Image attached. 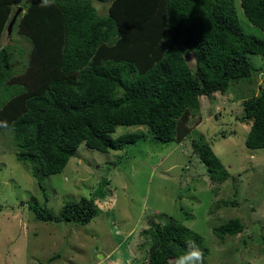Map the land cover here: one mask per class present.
Masks as SVG:
<instances>
[{
    "label": "trees",
    "instance_id": "16d2710c",
    "mask_svg": "<svg viewBox=\"0 0 264 264\" xmlns=\"http://www.w3.org/2000/svg\"><path fill=\"white\" fill-rule=\"evenodd\" d=\"M94 1L108 4L105 14ZM239 2L264 32V0ZM18 8L11 30L29 43L26 51L2 41ZM13 53L28 54L18 72ZM249 54L264 55V38L244 33L235 0H0V132L9 130L17 159L35 160L44 175L60 173L81 145L108 153L146 138L136 131L113 137L117 126L144 125L155 142L181 143L200 122L199 97L212 100L251 78ZM242 108L239 121L251 122L245 146L264 149V95ZM190 144L211 181L230 176L211 143ZM28 205L47 223L84 226L100 212L90 197L57 214ZM242 230L239 218L212 227L219 240ZM149 234L145 264H172L189 239L204 258L209 253L201 234L172 218Z\"/></svg>",
    "mask_w": 264,
    "mask_h": 264
},
{
    "label": "rangeland",
    "instance_id": "374dc122",
    "mask_svg": "<svg viewBox=\"0 0 264 264\" xmlns=\"http://www.w3.org/2000/svg\"><path fill=\"white\" fill-rule=\"evenodd\" d=\"M93 4L105 14L107 3ZM235 6L244 33L264 38L239 0ZM2 41L16 51L29 48L16 31ZM27 59L13 53L10 67L18 72ZM185 60L195 70L192 55ZM249 61L255 67L249 80L231 83L212 100L199 97L200 122L181 143L155 142L144 125L117 126L113 137L136 131L146 138L108 153L81 145L60 173L44 175L35 160L17 159L10 131H1L0 264H145L150 230L171 218L203 236L204 264H264V149L245 146L251 122L239 121L244 101L264 95V55L249 54ZM199 137L229 171L224 181H211L192 151ZM80 197L100 210L84 226L38 221L28 205L57 214ZM232 218L240 219L242 232L219 240L212 227Z\"/></svg>",
    "mask_w": 264,
    "mask_h": 264
},
{
    "label": "clouds",
    "instance_id": "9594fccd",
    "mask_svg": "<svg viewBox=\"0 0 264 264\" xmlns=\"http://www.w3.org/2000/svg\"><path fill=\"white\" fill-rule=\"evenodd\" d=\"M43 3L45 6H52L55 0H43ZM185 243L186 250L175 257L172 264H204V252L195 241L189 239Z\"/></svg>",
    "mask_w": 264,
    "mask_h": 264
},
{
    "label": "water",
    "instance_id": "95a60500",
    "mask_svg": "<svg viewBox=\"0 0 264 264\" xmlns=\"http://www.w3.org/2000/svg\"><path fill=\"white\" fill-rule=\"evenodd\" d=\"M20 11H21V8H18L15 11L14 15L12 16L11 20L9 21V23L7 25V33L8 34L11 32L12 26H13L15 19H16L17 15L19 14Z\"/></svg>",
    "mask_w": 264,
    "mask_h": 264
},
{
    "label": "bare ground",
    "instance_id": "6f19581e",
    "mask_svg": "<svg viewBox=\"0 0 264 264\" xmlns=\"http://www.w3.org/2000/svg\"><path fill=\"white\" fill-rule=\"evenodd\" d=\"M53 260V259H52Z\"/></svg>",
    "mask_w": 264,
    "mask_h": 264
}]
</instances>
